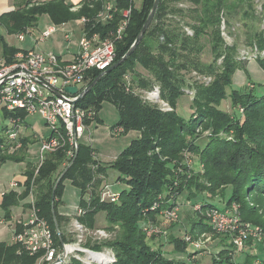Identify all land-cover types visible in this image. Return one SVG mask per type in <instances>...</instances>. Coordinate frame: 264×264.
I'll use <instances>...</instances> for the list:
<instances>
[{"label": "trees", "instance_id": "trees-1", "mask_svg": "<svg viewBox=\"0 0 264 264\" xmlns=\"http://www.w3.org/2000/svg\"><path fill=\"white\" fill-rule=\"evenodd\" d=\"M65 1L38 3L27 0L16 9L0 15V25L8 34H19L30 32V28L37 24L43 14H48L56 25L86 17L90 20L85 26L89 34L98 32L106 38L118 29L123 18L122 12L131 9L125 33L122 39L116 41L117 62L135 42L154 3V0H142L137 6L133 0H116L113 19L107 23H97L96 16L103 0H87L78 12H72L71 5ZM181 3L191 6L185 8L180 6ZM239 10L244 16L253 15L261 21L254 9V0H161L149 29L133 53L111 72L104 74L78 102V105L93 111L98 121L103 104L111 103L119 114V120L112 128L121 126L124 134L140 132V137L132 140L112 165L119 172L117 182L127 185L126 189L120 190L117 201H101L103 177L108 176L109 167L96 158L95 149L90 144L79 142L76 157L56 188V182L66 168L64 163L69 144L47 154L36 175V164L27 163L23 190L4 194L2 207L5 219L11 218L12 207L27 199L34 180L36 206L40 216L47 219L55 244H62L56 223L63 242L74 240L64 229L71 218L59 213L66 182H70L79 190L80 206L87 209L78 218L79 221L87 228L95 229L99 215L103 214L108 223L105 229L115 232L111 240L99 243L90 238L87 242L88 246L95 249L103 246L113 248L117 255L113 264H188L184 259L172 258L171 252L167 254L163 247L151 245L142 224L145 222L156 226L158 217L164 210L177 205V194L185 190L190 197L195 198L203 191L221 192L225 206L220 209H227L236 203L241 221L257 225L264 232V221L260 220V210L255 206L259 198L264 197V94L257 95L255 86L248 89L233 88L234 74L238 69H245V64L237 59V45L226 44L221 29L225 14L233 17ZM225 21L229 23L226 18ZM185 25L191 26L192 34L185 29ZM0 42L4 43L2 59L5 63H12L19 49L9 46L1 34ZM248 43L264 51V30L250 35ZM206 45L213 55L209 63L199 57ZM222 57L223 61L218 65ZM257 62L264 69V56H258ZM139 67L148 71L150 78L143 77ZM188 71L212 75L214 80L207 86L195 85L196 95L191 101L193 112L189 121H186L179 114L178 106L180 97L185 94V85H191L186 80L185 72ZM101 74L102 71L93 70L89 84ZM129 75L133 77L131 83L126 79ZM136 86L147 93L158 88L160 98L170 104L174 111L163 112L153 106L149 99L135 92ZM227 89H231V104L232 107H239L240 117L220 108L222 101L227 98ZM17 114L26 120L25 112L19 111ZM11 115L15 114L4 110L3 119ZM86 123L90 124L91 120L87 119ZM199 127L214 134L205 145L198 143L201 136L196 130ZM221 132L233 139L221 137ZM3 133L4 125L0 119V162L25 161L30 140L24 139V148L18 153L6 155L2 147ZM157 149L159 152H156ZM186 149L198 154L204 164V172L190 181H183L185 176H180L177 170L180 166L174 164L176 169L173 166V161L180 162ZM61 166L64 168L55 176ZM183 169L188 175V171ZM203 179L208 182V187L202 182ZM227 192L229 197L226 199ZM87 193L90 194V201L84 200ZM155 203L159 206L152 209ZM201 204L202 209L217 207L204 200ZM201 213L202 219L195 224L204 226L202 229L206 231L216 232L210 224L203 223L207 217L202 210ZM195 224L189 230L192 238L201 232H197ZM216 233L224 236L223 244L211 264H257L258 261L264 264V259L252 254V238L246 242L244 251L237 252L229 234ZM168 242L175 254L191 256L187 251L189 241L185 238L169 234ZM239 254L243 256L239 257ZM39 256L31 255L18 243L0 241V264H37ZM66 264L83 263L73 258ZM194 264L202 263L195 261Z\"/></svg>", "mask_w": 264, "mask_h": 264}, {"label": "built area", "instance_id": "built-area-1", "mask_svg": "<svg viewBox=\"0 0 264 264\" xmlns=\"http://www.w3.org/2000/svg\"><path fill=\"white\" fill-rule=\"evenodd\" d=\"M71 9H76V6ZM259 9L262 10V7L259 6ZM115 10L114 4L109 5L105 18H102L104 10L101 9L96 16V22H110ZM130 12L131 9L122 12L123 18L118 29L106 38H103L98 32L90 35L85 27L90 20L81 17L80 22L83 24V28L78 40L79 48L74 59L68 63L63 62L56 53L41 51L38 48L18 52L12 63H5L3 59H0V109L15 114L3 119L5 121L3 149L7 150L9 154H14L24 148L25 131L28 125L17 114L19 111L25 112L27 116L40 115L51 130L50 136L41 141L38 160L35 163L37 166L35 175L47 154L54 153L66 147L67 144L70 147L66 151L64 166L67 167L73 163L79 146V139L90 126L86 120L95 119V113L78 105L79 101L76 102V100L89 85L90 73L93 70L105 73L114 64L116 41L122 39L125 33ZM55 25L52 24L45 28L39 36V41L48 40L57 31ZM62 29L64 28L62 27ZM64 32L65 38L70 40L73 30H65ZM28 34L29 31H25L17 34V36L20 41H24ZM68 86L77 87V93L68 92L66 90ZM147 95L146 98L150 101L160 100L162 103H166L167 109L172 110L169 104L160 98L158 88L148 92ZM123 131L121 126L112 128V133L117 136ZM33 183L34 180L27 197L29 202L27 217L19 219L14 226L11 236L12 243H18L31 255L39 254L37 264L43 262L66 264L73 258L80 260L83 264H113L116 262L112 248L103 246L101 249H95L86 245V237L91 231L92 236L99 243L108 239L110 233L105 228L89 229L81 223L78 218L83 216L87 209L80 206L79 202L76 205L75 216L72 221V231L76 233V239L70 242H62L60 246L56 245L47 219L40 216L36 206V193ZM118 184L120 183L104 182L100 191L101 201H117L120 190L116 189L115 185ZM10 185L13 189H17L19 182L12 181ZM16 191L18 192V190ZM84 200L90 201V194H86ZM158 206L159 204L155 203L152 209L158 208ZM197 209L203 210L201 205ZM178 212V205L163 211L172 220L178 218ZM205 215L210 226L216 232L230 235V239L238 251L244 249L249 237L258 241L264 238L261 227L241 221L237 204H233L224 210L218 207L207 208ZM152 227L147 226L146 230L150 228L149 233L158 231L157 228ZM186 240L197 249L202 247L203 241L201 240L196 241L190 236H187ZM257 264L260 262L258 261Z\"/></svg>", "mask_w": 264, "mask_h": 264}, {"label": "rangeland", "instance_id": "rangeland-1", "mask_svg": "<svg viewBox=\"0 0 264 264\" xmlns=\"http://www.w3.org/2000/svg\"><path fill=\"white\" fill-rule=\"evenodd\" d=\"M133 1L137 6H140L142 2V0H133ZM115 2L116 0H103V5L101 9L104 10V15L102 18H105L108 12L109 5H113ZM180 6L186 8L191 6V4L181 3ZM259 6L262 7V10L259 9ZM254 9L259 15L258 17L261 19V21L256 19L253 15H249L248 17L244 16L242 11L240 12L239 10L238 11L239 13L238 14L236 13L233 17H228L225 14L221 26V29L223 31L222 34L226 40V44L229 46L237 45L238 47L237 59L241 61L242 64H246V66L248 65L249 62L257 61V56H264V51H260L256 46L250 45L248 43V39L250 35L254 34V32L259 31L261 29L264 30V0H259L258 2L257 0H254ZM225 18L228 19L229 23L226 24ZM55 26H57V31L55 32V34L49 40H45L38 43L39 44L38 48L43 49L44 47L49 50V51L47 50L46 52H54L56 54L63 53L66 51H76L78 48L77 45L78 40L76 38L77 34H75L76 41L74 40V42L68 43L63 38V35H65V33L63 32L61 25H55ZM35 29L33 34H37V31H35ZM66 29L69 30L68 27H66ZM185 29L188 30L190 34L193 33L191 26L185 25ZM3 34L5 35V39L8 42H10V44H13L15 46L24 45V43L18 39L17 35H7L4 32ZM3 53H4V43L0 42V59L3 56ZM199 57L203 62L206 63H209L213 60V55L208 45H206L205 51L204 53H202V56L199 55ZM222 61H223V57L218 60V65L221 64ZM139 73H141L142 76L145 78H150L149 77L150 74L143 67H139ZM185 75L188 84L191 85H187V86L185 85V94L181 96L179 99L178 112L181 116L185 118L186 121H189L193 112L192 111L193 109L191 108V104H192L191 101L196 95L195 85L204 84L205 86H207L213 82L214 77L212 75L200 74L195 71L185 72ZM132 78H133L132 75L126 77L129 83L132 82ZM253 86L254 84L251 82L246 84V87L249 88ZM233 88L239 89V87L235 84L233 85ZM134 90L135 92L139 93L145 98L146 96H148L145 90L143 91L137 86L134 88ZM259 91L260 89H257L256 91L257 95H261V92ZM230 92L231 89H227V96H226L227 98H225L222 101L220 108L237 117H240L241 113L239 111V107H232L231 99L229 96ZM151 102L150 103L153 104V106L161 109L163 112L174 111L173 107L170 104L169 106L172 108V110L167 109L168 107L165 106L166 103H162V101L160 100L159 101L156 100L155 102L151 101ZM3 113L4 111L0 109V119H1V123L4 125L5 121H3ZM98 117H99V121L96 118L94 120H91L90 126L88 127V129H86L84 135L79 139V142L87 143V144H91L92 142L93 147L96 148V151L101 152L102 154H109L112 156L115 154L118 155L120 151H122L125 147H127L130 141L140 137V132L138 131H136L138 132L137 136L134 133H131L132 131L129 132L128 134H124L123 132L118 136L112 134V127L118 122L119 114L116 107L111 103L106 102L103 104L102 109L99 111ZM25 121L28 124H30V127H27L25 133H30L31 135L36 136V142L32 144L33 146L32 149L36 151L41 145V141L50 136L51 130L46 125L44 119L38 114L26 116ZM196 133L201 136L198 139V143H200L201 145H205L206 143H208L209 139L214 136V134L210 130L203 131L202 127L197 128ZM219 135L229 140L233 139V137L229 136L227 133L224 134L223 132H221ZM158 150L159 149H157L156 152H159ZM186 150L187 151H183L182 159H180V162L176 160L173 161L174 162L173 166L174 164L180 166L177 170L180 172V176L182 175L185 176V178H183V181L184 179L190 181L191 179L195 178V176L200 175L204 172V164L201 162L198 154L194 152H190L189 149ZM3 153L6 155L7 154L10 155L9 152L4 149H3ZM99 158L101 157L99 156ZM102 158L104 161H106V162H102V164H105L106 166L109 167V169H111L110 173L108 172V176L103 177L104 182L116 183L117 182L116 179L119 176V172L116 171L112 167V165L117 157L114 160H110V161H107L109 160V158L106 156L105 157L103 156ZM25 164H26L25 161L21 163L14 160H8L4 162V164L2 165L0 164V181L3 182L4 184H9L11 181H14L15 176L17 174H20L23 168H25L24 166ZM63 168L64 166L63 167L61 166L60 169L55 174V176H57L58 173ZM174 168L176 169V166H174ZM183 168H185L186 171H188V175H185L186 172H184ZM179 181L180 183L182 182L180 177H179ZM202 182L208 187V182L206 180L203 179ZM67 188L72 189V186L68 184ZM126 188L127 185L125 183H122L117 187L118 190L126 189ZM35 193H36V189H35ZM228 195L229 193L227 192L225 195L226 199L229 197ZM203 200L205 202H210L214 204L218 208H222L225 206L224 197L219 191L217 193H210L209 191H203L198 194L197 198H195V197H190L189 192L185 190L181 194H177L176 202L179 210L177 219L172 220L163 213L158 217L159 223L156 226L152 227L151 223L149 224L145 222L142 223L144 227V231L148 237V242L151 245H153L155 248L163 247L167 254H169L168 252H171L170 254H172L171 255L172 258L178 257L179 259H184L188 264H194L195 261L202 264H211L212 258L217 256L218 252L222 249V244H223L222 238L224 236L220 234L218 235L216 232L206 231L205 229H202V227L204 226L197 225L198 223L195 224L196 221H200L203 217L201 211L200 210L198 211L197 209L198 207H200V205L202 206L201 203L203 202ZM255 206L258 210H260L258 211L260 220L264 221V197H260L258 204ZM205 210L206 209L202 210L204 214H205ZM4 213L5 212L1 204L0 214H4ZM98 218L99 219H98L97 228H107L106 226H108V223L106 222L104 215L100 214ZM72 221L70 219L68 224L64 226V229L68 234L72 236V238L76 239L75 236L76 233L72 231L73 229ZM203 223L209 225V220L205 218L203 220ZM194 224L197 227L198 230L197 232L199 231L201 232H199L193 239L196 241L197 240L203 241V244L201 245L202 247L197 249V247H195L193 244L189 242L187 251L190 252L191 254L190 257L189 256L187 257L185 254H175L172 251L173 246L168 242L169 234L185 239L187 236L192 237L189 233V230L192 228V225L194 226ZM147 226L149 227L151 226L152 228H157L158 231H152L151 233H149L148 230L150 228L146 230ZM107 231L110 233V237L106 240L113 239V237L115 236V232L113 230L109 231L108 229ZM90 238L95 240L94 236H92V231L86 237L85 240L86 245ZM250 238L252 237H249L247 241ZM252 239H253V244L251 246L252 254L257 255L260 259H264V243H263L264 238L260 241L254 238ZM113 252L115 253L117 260L116 252L114 250ZM242 253L244 254V252ZM243 254H239V257H242Z\"/></svg>", "mask_w": 264, "mask_h": 264}, {"label": "crops", "instance_id": "crops-1", "mask_svg": "<svg viewBox=\"0 0 264 264\" xmlns=\"http://www.w3.org/2000/svg\"><path fill=\"white\" fill-rule=\"evenodd\" d=\"M25 1H27V0H0V15H2L5 12L16 9L19 5L23 4ZM32 1L38 2V3H43V2L50 1V0H32ZM86 1L87 0H66L65 2L67 4H70L71 8L73 6L74 7L76 6V9H71L72 12H78ZM41 16L39 17V20L40 19L41 20L40 21L38 20L37 24L34 27L30 28V32L26 36L25 40L21 41L24 43V45H22V46H20V45L15 46L13 44H10V42H8L5 39V35L3 34V32L7 35H17V34H8L7 30L4 27H2L1 25H0V34L4 36L5 42L9 46H13L15 48H18L19 49L18 52L26 51L30 48H38V45H39L38 43L42 42V41H39V36H40L41 32L45 28H47L48 26L54 24L51 17L48 14H43V16L42 17ZM59 25H61V27L64 28V29H62L63 32L65 30H67L66 27H68L69 30H73V35H72L70 40H67L65 38V35H63V38L66 42L72 43V42H74V40L76 41V39H75L76 35L75 34H77L76 38H77V40H79L81 33H82V28H83V24H81L80 18L79 19H73V20H70L68 22H65V23L59 24ZM34 29H35V31H37V34H33ZM54 34H55V32L52 34V36ZM77 45L79 48V44H77ZM78 48L76 51H66L63 53H59L57 55L60 57V59L63 62L68 63L74 59V57L76 56V53L78 51ZM38 49L45 51V52L48 50L47 48H44V47H43V49H40V48H38ZM18 52H17V54H18ZM1 59H2V57H1ZM233 82L235 85H237L239 87V89H242V88L245 89L244 87H246V84L251 82L255 86L254 91H257V89H260L259 92H261V95H263L264 94V69L260 66V64L257 61L249 62L247 66L245 64V69H239L235 72V75L233 77ZM248 88L249 87H246V89H248ZM27 125H28V127H30V124L27 123ZM131 133H134L137 136L138 132L132 131ZM25 136H26V138H28L30 140V144H29V147L26 151V159H25L26 164L24 165L25 168H23V170L20 174H17L15 176L14 181L19 182V187L17 189H13L10 185L12 181L9 184H4L3 182L0 181V206L3 202L5 193H8L9 191H16V190H18V193H19L20 191L23 190V183L26 181V178H27L25 175V169H26L27 163H30V162L36 163L38 160V153H39L40 146L36 151H34L32 149V147H33L32 144H34L36 142V136L35 135L33 136L30 133H26ZM130 142L128 143V145L130 144ZM90 145L93 147L92 142ZM93 148L95 149L96 158L101 162H106L103 160V158H102L103 156L108 157L109 160H107V161H110V160H114L120 154V153L118 155L115 154L113 156L109 155V154H102L101 152L96 151L95 147H93ZM99 156L102 159L99 158ZM23 162H21V163H23ZM0 164L2 165V164H4V162H0ZM110 171H111V169L108 170L109 173H110ZM68 184L72 186V189L67 188ZM118 185H120V184H118ZM118 185H115L116 189H117ZM79 198H80L79 190L77 188H75L70 182H66L65 191L63 194V198H62L63 202L59 207V213L61 215L70 217L71 221H72L74 219V216H75V208L79 202ZM28 205H29L28 199H24L19 203L18 206L12 207V216L9 220L5 219V217H4L5 213L0 214V241L11 242L12 230L14 229V226L17 224V221L19 219H25L27 217Z\"/></svg>", "mask_w": 264, "mask_h": 264}, {"label": "water", "instance_id": "water-1", "mask_svg": "<svg viewBox=\"0 0 264 264\" xmlns=\"http://www.w3.org/2000/svg\"><path fill=\"white\" fill-rule=\"evenodd\" d=\"M160 1H161V0H154V3H153V6H152V9H151V11H150V14H149V16H148V18H147V20H146L144 26L142 27L140 34H139L138 37L136 38V40H135V42L133 43V45L131 46V48L127 51V53H126V54H125L120 60H118V61L115 62L112 66H110V67L105 71V73H102V74L100 75V77H98L96 80H94L92 83H90V84L87 86V88L85 89V91H84L81 95H79V97H78V99L76 100V102L80 101V100L82 99V97H83L87 92H89V91H90V90L96 85V83L99 81V79H100L104 74L111 72L113 69H115V68H116L117 66H119L121 63H123L124 61H126V59H127L132 53H133V51L136 49V47H137V46L140 44V42L142 41V39H143V37H144L146 31L149 29V27H150V25H151V23H152V21H153V18H154L155 14H156V11H157V9H158V7H159ZM66 90H67L68 92L72 93V94H76L77 91H78L77 87H75V86H68V87L66 88ZM73 161H74V160H73ZM68 167H69V166H67V167L63 170V172L61 173V175L59 176V178H58V180H57V182H56L55 188H56V186L58 185V183H59L60 179L62 178V176L64 175L65 171L68 169ZM56 226H57V230H58V235H59L60 239H61L62 242H63V239H62V233H61V230L59 229V226L57 225V223H56Z\"/></svg>", "mask_w": 264, "mask_h": 264}]
</instances>
